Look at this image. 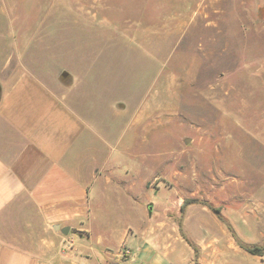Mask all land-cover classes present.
<instances>
[{"label":"rangeland","instance_id":"374dc122","mask_svg":"<svg viewBox=\"0 0 264 264\" xmlns=\"http://www.w3.org/2000/svg\"><path fill=\"white\" fill-rule=\"evenodd\" d=\"M17 58L52 88L83 71L100 103L121 101L131 119L149 95L147 123L123 120L108 136L121 153L117 187L131 195L135 174L147 179L153 227L182 243L184 200L242 214L226 223L233 246L214 242L200 264H264L240 247L264 243V0H0V62ZM120 199L112 209L119 198L108 194L104 208L127 222L136 205ZM1 222L29 238L15 216ZM36 237L54 243L42 227Z\"/></svg>","mask_w":264,"mask_h":264},{"label":"crops","instance_id":"0c3cea01","mask_svg":"<svg viewBox=\"0 0 264 264\" xmlns=\"http://www.w3.org/2000/svg\"><path fill=\"white\" fill-rule=\"evenodd\" d=\"M13 60L18 62L13 68L8 59L0 62V264H200L214 242L217 248L226 240L233 246L226 223L242 214L222 210L221 220L195 203L181 213L182 202L178 229L182 243L165 223L153 227L149 199L145 203L142 199L148 192L147 179L135 174L140 178L131 195L117 187L114 178L122 177L121 153L116 157L107 147L108 136L123 120L126 128L138 120L146 124L149 95L141 110L134 111L133 120L130 111L117 107L121 101L107 108V119L106 105L83 71L73 73L67 87L52 88L20 66V59ZM113 139L122 142L120 133ZM111 193L119 198L112 209L120 207L122 196L136 205L127 222L104 208ZM8 214L29 226L31 237L16 235L10 225L3 228L2 218ZM37 226L49 231L54 243L39 246ZM65 228L66 235L61 232ZM192 238L204 243L194 244ZM123 244L131 249L130 256L120 254Z\"/></svg>","mask_w":264,"mask_h":264},{"label":"trees","instance_id":"16d2710c","mask_svg":"<svg viewBox=\"0 0 264 264\" xmlns=\"http://www.w3.org/2000/svg\"><path fill=\"white\" fill-rule=\"evenodd\" d=\"M194 203H196V202L193 200H184L180 206V212L183 213L186 206H188L190 204H194ZM211 210L219 217V219L222 220V218L220 216V209L219 208H211ZM240 247L252 256L261 257L264 254V243L261 246H251V247L240 244ZM193 250L195 251V253H197L196 248H193Z\"/></svg>","mask_w":264,"mask_h":264},{"label":"built area","instance_id":"2783aa9c","mask_svg":"<svg viewBox=\"0 0 264 264\" xmlns=\"http://www.w3.org/2000/svg\"><path fill=\"white\" fill-rule=\"evenodd\" d=\"M120 254L122 255V257L124 256H128V255H131V252L130 250L126 249V248H123L120 252Z\"/></svg>","mask_w":264,"mask_h":264},{"label":"water","instance_id":"95a60500","mask_svg":"<svg viewBox=\"0 0 264 264\" xmlns=\"http://www.w3.org/2000/svg\"><path fill=\"white\" fill-rule=\"evenodd\" d=\"M61 232L66 235L68 233V229L65 228V229L61 230Z\"/></svg>","mask_w":264,"mask_h":264}]
</instances>
